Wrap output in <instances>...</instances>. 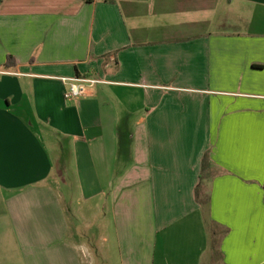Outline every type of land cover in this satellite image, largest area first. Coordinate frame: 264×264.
<instances>
[{"label": "crops", "instance_id": "0c3cea01", "mask_svg": "<svg viewBox=\"0 0 264 264\" xmlns=\"http://www.w3.org/2000/svg\"><path fill=\"white\" fill-rule=\"evenodd\" d=\"M0 264H264V0H0Z\"/></svg>", "mask_w": 264, "mask_h": 264}, {"label": "built area", "instance_id": "2783aa9c", "mask_svg": "<svg viewBox=\"0 0 264 264\" xmlns=\"http://www.w3.org/2000/svg\"><path fill=\"white\" fill-rule=\"evenodd\" d=\"M66 87L64 92V99L66 101H74L81 98L89 97L93 94L94 89L100 85L104 84L103 81L86 78V77H76L71 79H61Z\"/></svg>", "mask_w": 264, "mask_h": 264}, {"label": "trees", "instance_id": "16d2710c", "mask_svg": "<svg viewBox=\"0 0 264 264\" xmlns=\"http://www.w3.org/2000/svg\"><path fill=\"white\" fill-rule=\"evenodd\" d=\"M15 61H14V59H13V57H7V59H6V63H5V67L7 68V69H11V68H14L15 67Z\"/></svg>", "mask_w": 264, "mask_h": 264}]
</instances>
